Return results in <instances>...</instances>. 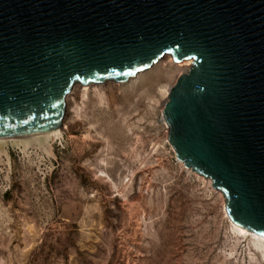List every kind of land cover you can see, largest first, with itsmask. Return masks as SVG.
<instances>
[{"label":"water","instance_id":"1","mask_svg":"<svg viewBox=\"0 0 264 264\" xmlns=\"http://www.w3.org/2000/svg\"><path fill=\"white\" fill-rule=\"evenodd\" d=\"M164 54L192 61L162 109L176 159L264 237V0H0V140L59 129L75 85Z\"/></svg>","mask_w":264,"mask_h":264},{"label":"rangeland","instance_id":"2","mask_svg":"<svg viewBox=\"0 0 264 264\" xmlns=\"http://www.w3.org/2000/svg\"><path fill=\"white\" fill-rule=\"evenodd\" d=\"M162 60L75 85L60 137L0 142V264H264L169 146L164 91L192 61Z\"/></svg>","mask_w":264,"mask_h":264},{"label":"bare ground","instance_id":"3","mask_svg":"<svg viewBox=\"0 0 264 264\" xmlns=\"http://www.w3.org/2000/svg\"><path fill=\"white\" fill-rule=\"evenodd\" d=\"M167 56H169V55H167V54L162 55L161 57H159V58L156 60V62L152 63V64H151L146 70H142V71L136 73L135 76L128 78V80H127L126 82H128L129 80H132V79H134V78H138V77H140V75H141L143 72H146V71H149V70L152 69V68H155V66H156L157 64H159L160 61H163L162 59L165 58V57H167ZM182 62H183V61H182ZM161 63H162V62H161ZM180 63H181V62H180ZM189 64L191 65L192 63L188 61L187 63H184L183 65H189ZM191 66H192V65H191ZM191 66H190L189 68H187V69L184 70V73H185V74L188 73V71H189V69L191 68ZM126 82H124V83H126ZM73 89H74V88H73ZM168 92H169V89H167V90L164 91V93L166 94V96L168 95ZM68 96H69V95H68ZM68 96L66 97V108H65V114H64V116H63V118H62L61 126H60L59 129L54 130V131H51V132H48V133H45V134H42V135H35V136H28V137H22V138L8 139V141H9V140H24V142H27V141L30 140V139H34V138H38V137H42V136H44V138H45V137H46V138H48V137H57V136L60 137V136H61L60 134H61L62 129L69 128V126H71V125L73 124L72 121L69 122V123H64L65 115H66V113H67V108H68V106H67V102H68V99H69ZM69 104H70V103H69ZM69 104H68V105H69ZM65 124H66V125H65ZM68 125H69V126H68ZM1 141H5V140H0V142H1ZM32 141H33V140H32ZM28 142H29V141H28ZM1 143H2V142H1ZM234 226H235V225H234ZM235 227H236L237 231H238L241 235L246 236V235H250V234H251L252 237H254L255 239H257V240L259 241L260 247H262V249H264V237L258 236V235H256V234L251 233V232H249V231H247V230H245V229H243V228H240V227H238V226H235Z\"/></svg>","mask_w":264,"mask_h":264}]
</instances>
